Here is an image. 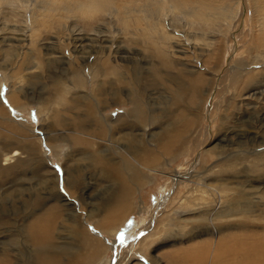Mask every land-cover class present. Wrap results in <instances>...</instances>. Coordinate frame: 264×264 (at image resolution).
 I'll return each mask as SVG.
<instances>
[{
    "label": "rangeland",
    "instance_id": "rangeland-1",
    "mask_svg": "<svg viewBox=\"0 0 264 264\" xmlns=\"http://www.w3.org/2000/svg\"><path fill=\"white\" fill-rule=\"evenodd\" d=\"M106 1L102 0V5L90 13L79 8L81 3H90L88 0H0V108L4 116L15 120L14 124H6L0 119V162L5 157L3 153L9 154L14 148L22 151L23 145L34 141L42 159V169L37 174L23 166L19 174L11 172L0 184V221L14 219L23 229L28 223L26 218L33 219L51 202L72 203L70 209L60 205L65 216L71 213L74 218L86 220L92 234L102 241V255L91 264H103V260L112 264L120 258L118 264H201L206 256L210 259L209 251L215 242L223 246L221 255L228 242H233L232 231L226 225L238 218L220 217V205L239 190L257 202L254 214L264 201L260 189L264 177L255 176L264 171L260 161L264 160V0H185L177 10L164 8L157 16L160 41L149 21L140 22L133 14H126L129 19L124 24L113 14L115 6L120 5L125 12L131 5L146 9L155 6L154 0H125L127 4L118 0L115 6ZM198 7L206 14L204 18L192 15L190 10ZM158 41L169 44L166 52L179 62L169 74L173 87H144L143 99L146 97L149 103L152 122L142 128L143 133L138 128L122 129L140 134L141 144L146 142L143 145L152 149L146 153L139 148L141 156L142 152L146 154L148 164L143 163V157L135 160L124 152L135 146L118 140L120 131L109 141L112 148L116 144V149H111L115 159L119 155L127 157L140 170L133 177L136 181L129 173L122 174L134 190L127 196L122 212L110 201L119 191L118 183L72 154L65 137L68 129L51 126L52 109L60 110L65 118L63 106L72 105L73 95L89 96L96 84L115 81L101 69L94 77L90 67L93 61L109 57L129 77V61L139 60L140 65L148 67L157 59L151 45ZM102 47L104 52H100ZM82 64L79 75L83 84L79 87L71 69ZM178 68L183 70L180 75ZM144 69L142 73L150 75V70ZM55 77L67 89L61 104L52 100ZM252 79L257 83L249 84ZM179 84L183 93L176 97L173 89ZM12 96H16V103ZM106 98L101 116L115 117L131 107L130 103H116L108 94ZM46 99L50 101L43 102ZM40 135L48 140H41L37 137ZM177 143L184 144V150L171 154ZM236 155L240 159L234 163ZM197 157L195 166L165 198L177 171L185 170ZM12 159L6 166L14 165ZM75 169L82 172V182L72 191L67 184L73 180ZM43 173L49 177L46 184L39 183L37 177ZM37 197L40 203L35 205L33 217H28L31 200ZM161 200L164 205L156 207ZM253 220L261 227L250 234H264V216L261 222ZM8 229L16 230L0 224V260L6 257L4 264H18L15 253L9 255ZM55 241L70 242L66 234ZM101 241H97L99 245ZM84 242L78 241L82 256L88 250ZM216 260L223 264L221 258ZM209 262L207 259L203 263ZM223 262L233 264L231 260Z\"/></svg>",
    "mask_w": 264,
    "mask_h": 264
},
{
    "label": "bare ground",
    "instance_id": "bare-ground-1",
    "mask_svg": "<svg viewBox=\"0 0 264 264\" xmlns=\"http://www.w3.org/2000/svg\"><path fill=\"white\" fill-rule=\"evenodd\" d=\"M88 1H90V3L86 5L84 3L79 4V8L82 9L83 11H89L90 13H92L94 9H97L96 6L98 7L99 5H102V0H88ZM117 1L118 0H109V1L107 0L106 3L108 4L110 2L109 5L115 6L118 3ZM122 1H125V0H122ZM174 1L175 3H173V0H154L155 6H151V8L146 7V9H142L140 7L136 8L131 5L130 8L127 9L126 12L124 11L125 9L123 7H121V10H122L121 11L119 9L120 8V5H119V8L115 6L113 14L116 17H118V19H120L124 24H128L129 17L125 16L126 14H133L135 19H137L138 21L140 20L145 21L147 24H148L147 21H149L150 23L149 27H151L154 31L157 32V39H159L160 41L162 40V36L158 32V29L160 26L157 20V16L160 10L164 8H167L168 10L169 9L177 10L179 9L181 5L185 4V0H180V2L177 0H174ZM125 2L124 4H127L129 1H125ZM131 2L132 1H130V3ZM165 4L168 6L165 7L164 6ZM109 10L111 11L113 9H109ZM190 11L194 17L195 15H198V18L199 17L202 18L203 16H206V14L202 11L201 8H199L198 10L191 9ZM183 13H187V12L184 11ZM167 37H170V36H167ZM159 41L156 43L157 45H155L154 43L153 45H151V50H152L151 52L155 53L154 56H156L157 59H154L153 63L150 62L151 64L148 67L140 65L141 63L139 62V60L129 61V63H131L132 65L129 70V74H130L129 77L124 76L123 75L124 72L121 71L120 65L119 64L115 65L118 62L112 63L113 60L108 59L109 57L103 58L102 60L98 62L93 61L90 67L93 69L92 73L94 74V77L95 75L99 74V70L101 69L100 71L103 70L106 77H109L110 75H112L115 81L113 82L103 81L99 84H96V86L94 85L95 87L93 88L91 87L92 95L91 94L89 96H86L83 94L73 95L74 97L71 98L72 105L69 108H64L63 106V110L65 113L63 112L62 114H67V115H64L65 118L61 117L59 113L60 110L52 109L51 117L53 118V121H52L51 126H57V127L59 126V127L68 129V132L65 135V137L70 143V149L72 151V154L74 156L76 155V157L80 159L87 160L88 163H86V165L88 167L98 170L99 173H101L103 177H107L109 180H112L118 183L120 187L119 191L117 194H115L114 198L112 197L110 201L117 208H119V210L121 209L122 212L125 209L127 196L131 192L134 191L133 186L130 185V183L128 182L129 180L126 179V177L123 178L122 174L125 172L129 173L130 177L135 180V178L133 177L136 176L138 174V171L140 170L137 168L136 165L133 164V162L128 160L127 157L123 158L121 157V155H119L118 159H115V157L117 156L115 157L112 156V154H115V152L112 151L111 149L113 150L116 149L114 147L116 144L114 143L113 148H112L110 146L109 141L110 139L112 140V138L115 136L117 131H120L121 133L119 135L120 137L118 138V140L122 139L123 141H127L130 144L133 143V147L135 146L133 150L129 151V149L127 148L125 151L124 150L123 151L125 153L132 154V159H135V160L136 159L139 160V158L143 157V163L147 159V157L145 156L146 154H144L143 152H146V153L149 151L152 152V149L143 145L146 142L141 144V141L138 138V137L141 138L140 134H133L131 131H125V130L122 131V129L138 128L140 130L144 128V126H146L149 121L152 122V116L149 112L150 110L148 107L149 103L147 104V102L145 101L146 97H145V100L143 99L144 97L143 95L145 93L144 87L145 88L150 87V86L155 87L158 84L163 85L167 88L173 87L172 79H170L171 75L169 74L171 72V69L178 67L177 65L179 62L178 63L174 62L173 58L170 57L168 51L166 52V49L168 50L169 48V47L167 48L169 44L165 45L163 42H159ZM101 49L102 50H100V52H104L106 50L104 47H102ZM82 66L83 64L81 66L73 65L71 69L73 73V77H74V83H76V85H79V87L80 85L83 84L81 76L79 75L81 74L80 67ZM141 68L142 69L145 68L144 70L149 69L150 75L144 74V72L142 73ZM182 71H183L182 69H179L178 74L180 75ZM185 71H188V70H185ZM190 74H191V71H190ZM52 83L54 85L52 95H55L54 98H52V100L55 103L61 104L62 97L65 93L64 90H67V89L63 87V82H61L59 77H55ZM252 83H257V81L252 79L250 80L249 84H252ZM85 85L87 86V84ZM245 86L247 85H242L243 88H245ZM82 88L84 87L82 86ZM173 90H174L173 94L176 95V97H178L177 95L183 93L182 92L183 87H181L180 84ZM107 94L110 98H114L115 100H117L118 102L116 103L118 104L130 103L131 107L127 111L117 114L115 117L107 118V117L101 116L102 110H104V107H105L104 105L106 104L107 99H108L106 98ZM12 97L13 99L11 98L10 99L12 100L13 103H16L17 102V99L15 98L16 96L15 97L12 96ZM49 101L50 100L43 101V102L46 103ZM46 106H48V104ZM2 110L3 109L1 107L0 108V119L4 120L6 124H10V123L14 124L15 120L13 121L12 118L8 116H4V113L2 112ZM80 110H82L81 113H78V111ZM65 120L69 122L65 123L64 122ZM18 125L22 126L23 124L18 122ZM183 129L185 130V128ZM143 132L144 131L142 129V133ZM37 137L40 138L41 140L42 139L45 141L48 140L47 138H44V136H41V135L40 137L39 136ZM104 137H105V140L103 139ZM159 140L160 138H157V142ZM34 142L23 145L22 151L14 148L10 151L9 154L3 153L5 157L2 160L3 162L2 161L0 162V184L4 182L6 177L9 176L11 172L13 174L20 172V169L23 166L30 168L31 170L30 172L35 173V174H37L40 171V169H42L41 168L42 159L40 157L41 153H40V150L38 151V148H37L38 146L37 144H34ZM103 142L104 144H102ZM138 142L141 144L140 146H138L139 145L137 144ZM136 146H138V148ZM139 148L144 150L142 152V156L139 154ZM109 150H111L110 153H109ZM183 150H184V144L179 145V143H177V145L173 147L171 154L175 155V153H178V152L180 153ZM23 151L26 152L27 155L26 154L22 155L21 153ZM167 153L169 154L170 151L168 150ZM13 157L14 159H12ZM21 157H23V159H21ZM206 157H207V153L205 154L203 159L205 160ZM11 159L12 161H15L14 165L6 166L7 164L10 163L7 161L9 160L11 161ZM239 159L240 158L238 157V155H236L235 159H233L232 162L236 163V161H238ZM197 161H198V157L193 162H191L185 170L177 171V174L172 178L173 186L171 189L168 190V195L165 194L166 195L165 198L170 197L169 195H172V193L174 192L173 187L175 188V186L178 185L179 180L181 178L187 176L186 174L190 171L192 167L195 166ZM260 161H261V165L263 168L264 160H260ZM145 164H148L147 161L145 162ZM45 176L46 175L44 173L41 176L40 175L37 176L38 179L40 180L39 183L46 184L49 177L47 178ZM53 176H56V175H53ZM72 176H73V180L70 179L71 181L68 182L67 187L72 191H76L78 185L81 184L82 182V172L80 171V169H75L73 171ZM255 176H257L258 178L264 177V171L261 173L260 172L257 173ZM20 177L21 176L19 175L18 179ZM53 183L54 184L56 183L54 179H53ZM260 189H262V193H263L262 198H264V186H261ZM248 194L249 193L243 190H239V192L236 195L230 197L223 204L220 205L222 207V210H220L221 211L220 212L221 214L219 215L220 217H223V218L237 217L238 218L236 222H231L229 224L227 223L226 225V227L230 229V231H232L230 233L231 234L230 237L231 239L233 238L232 239L233 242L230 244L228 242L227 244L228 248L225 246L226 250L224 251L222 255H221V251L224 249L221 247L223 246L221 245V243L215 242L214 248L210 249L209 251L210 259L209 257L206 256V259H202L203 262H207V259H208L210 261L209 264H217L218 261L216 259L221 258L222 259L221 262L223 264H225V262H223L224 260L227 263L231 260V263L233 264H264V234H261L259 236L255 235V237H253L254 233L250 234L251 233L250 231H253V229L261 227L260 224L255 225L257 223H255L253 219H256V221L258 222L263 221L262 216H264V201L260 204V208L258 212L254 214L253 213V211H255L254 206L257 204V202L254 203V199L251 200L250 198H247ZM39 199L40 197L33 198L31 200L28 211H32V212L28 213L29 215V216L27 215L28 217H33L32 213H34L35 211L34 209L35 205H37V203H40ZM57 203L51 202V204L48 207L43 208L44 210L42 212H40L37 215H34L33 219L26 218L27 216L24 217V219L25 218L28 219L27 220L28 223L23 229L18 228V224L20 222L17 223L14 219L0 221L1 225L3 223L4 224L6 223L8 225V228L14 227V229L16 228L17 230L13 232V230L8 229L10 230V233H7L6 239H7V245H9V249L11 251L9 252V255L12 253H15V255L17 256L19 260L18 264H91L93 260L98 259V257H100L98 255H102L101 254L102 253V241L92 234V232L89 229L88 224L86 223V220H81L78 217L74 218L71 215V213L68 214L67 216H65V214L63 213L62 206L60 205H64L66 208L70 209L72 206V203L71 205L67 204V202L60 203V204H57ZM162 205H164L163 200H161L160 203L156 205V207H160ZM100 222L97 223L99 226L102 225ZM100 227L104 228V226H100ZM63 232H65L64 234L68 235L70 242L66 241V243L60 244L55 241V238L59 237V235H64ZM79 239H81V241L82 240L85 241L83 243V246L87 247L88 249V250H85V253H86L85 256L81 255L82 253V251H80L81 248L78 247ZM97 241H101L100 245L98 244ZM70 247H73L72 248L73 250L70 249ZM228 253L229 255H227ZM3 256H5L4 253H3ZM5 259L6 257L0 260V264H4ZM116 259H119V257L118 258L116 257ZM119 260L118 261L113 260L112 264H118V262H120ZM198 262L199 261H197V263ZM203 262L201 264H204ZM103 264H105L104 260H103ZM108 264H111V262L108 261Z\"/></svg>",
    "mask_w": 264,
    "mask_h": 264
}]
</instances>
